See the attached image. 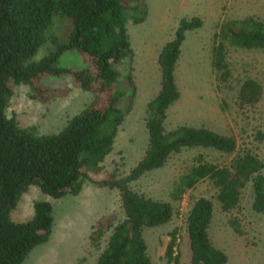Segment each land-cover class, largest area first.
Here are the masks:
<instances>
[{
    "label": "trees",
    "instance_id": "trees-1",
    "mask_svg": "<svg viewBox=\"0 0 264 264\" xmlns=\"http://www.w3.org/2000/svg\"><path fill=\"white\" fill-rule=\"evenodd\" d=\"M146 11L143 0H0V264H20L51 234L53 217L47 201H32V215L25 221L10 217L29 186L57 199L77 195L85 183L114 189L121 212L119 219L104 216L91 225L88 239L93 247H99L108 232L94 264H151L142 231L167 223L173 208L168 201L135 191L129 183L162 167L183 148L211 149L230 158L219 164L196 155L173 182L169 191L172 201H179L188 189L207 179L215 188L214 198L223 213L229 215L239 209L247 185L251 209L264 213V160L249 148H237L232 135L203 125L164 127L166 111L179 97L174 68L180 46L186 31L201 26L198 16L179 18L172 37L157 53L159 87L145 105L147 143L141 157L123 176L110 172L94 179L135 96L133 54L125 21L141 23ZM227 46L264 50V21L247 16L218 25L209 57L216 80L223 81L229 73ZM66 51L78 52L85 64L79 68L56 66L57 57ZM45 76L68 77L73 85L92 95L88 105L52 133L20 126L13 115L5 113L14 86H23L27 97L39 102L66 93L65 86L42 84ZM261 91L255 80H244L236 92L238 104L254 105ZM211 216L210 199L199 196L190 201L184 217L190 264L226 262L225 253L214 247L208 236ZM226 222L234 233H242L237 216L229 215ZM176 233V229L168 233L165 264L177 261L173 253Z\"/></svg>",
    "mask_w": 264,
    "mask_h": 264
},
{
    "label": "rangeland",
    "instance_id": "rangeland-1",
    "mask_svg": "<svg viewBox=\"0 0 264 264\" xmlns=\"http://www.w3.org/2000/svg\"><path fill=\"white\" fill-rule=\"evenodd\" d=\"M143 1L147 8L145 19L137 24L125 21L133 54V104L118 126L112 149L102 162L101 172L94 179H102L110 172L123 176L141 157L147 143L145 105L159 87L157 53L162 44L172 37L181 17L198 16L202 23L199 28L185 32L174 68L179 97L168 107L164 127L171 129L179 124L203 125L218 133L232 135L237 148H249L259 159L264 160V50L227 46L229 73L223 81L216 80L209 63L213 33L218 25L247 16L264 21V0ZM84 64L76 51L62 52L55 63L59 67L75 68ZM246 79L260 84L261 96L254 105L240 106L236 92ZM41 83L50 87L65 86L66 93L39 102L28 98L27 89L23 86H14L5 112L7 116L13 115L18 125L34 126L38 133L58 131L67 118L92 101L91 93L80 90L68 77L45 76ZM196 155L219 164L230 158L211 149L183 148L172 154L162 167L150 170L129 183L135 191L168 201L173 208V215L167 223L142 231L151 264H165L163 254L169 239L168 233L172 229L177 232L173 249L177 261L172 264H190L184 217L190 201L199 196L212 202V216L207 232L213 246L225 253L224 264H264V213L251 209L248 185L242 190L239 209L231 213L240 221L241 234L234 233L227 224L226 219L231 214L220 210L214 198L215 188L207 179L197 182L177 202L169 197L173 182ZM34 200L50 204L52 231L49 239L34 246L20 264H94L108 232L104 233L99 247H93L88 239L91 225L104 216L121 218L114 189L85 183L77 195H65L57 199L43 194L36 186H29L11 211V219H29Z\"/></svg>",
    "mask_w": 264,
    "mask_h": 264
}]
</instances>
